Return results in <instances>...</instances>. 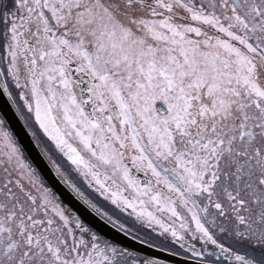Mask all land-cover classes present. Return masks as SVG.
<instances>
[{
  "label": "snow or ice",
  "instance_id": "1",
  "mask_svg": "<svg viewBox=\"0 0 264 264\" xmlns=\"http://www.w3.org/2000/svg\"><path fill=\"white\" fill-rule=\"evenodd\" d=\"M0 93V264H264V0H0Z\"/></svg>",
  "mask_w": 264,
  "mask_h": 264
},
{
  "label": "water",
  "instance_id": "2",
  "mask_svg": "<svg viewBox=\"0 0 264 264\" xmlns=\"http://www.w3.org/2000/svg\"><path fill=\"white\" fill-rule=\"evenodd\" d=\"M0 111H7L9 115V124L12 127V130L14 134L17 136V138L20 140V142L26 146V150L28 152L29 158L33 159L34 161L36 159H39V151L35 148V145L32 141L31 136L29 135L27 129L24 127L23 122L20 121L14 111L12 110L10 105H6V97L3 96L2 93H0ZM41 167L45 169L46 172V179H49V183L55 182L54 177L51 174V170L47 168L46 164L42 161ZM56 188L59 193H63L61 198L65 201V203H68L70 206L73 207H80L78 202H76L71 195L67 192L66 189L63 188V186L56 183ZM89 219L93 223H101L98 221V218L91 217L89 214ZM102 233L109 239L119 243L121 246L128 247L132 251L140 252L141 255L145 254L146 252L150 251L146 248H143L141 245L137 244L136 242L132 241L131 239L124 237L122 233H117L115 230L111 229L110 227L103 226ZM163 258V257H161ZM171 260V258H169Z\"/></svg>",
  "mask_w": 264,
  "mask_h": 264
},
{
  "label": "flooded vegetation",
  "instance_id": "3",
  "mask_svg": "<svg viewBox=\"0 0 264 264\" xmlns=\"http://www.w3.org/2000/svg\"><path fill=\"white\" fill-rule=\"evenodd\" d=\"M143 231H147V230L145 229V230H143Z\"/></svg>",
  "mask_w": 264,
  "mask_h": 264
}]
</instances>
